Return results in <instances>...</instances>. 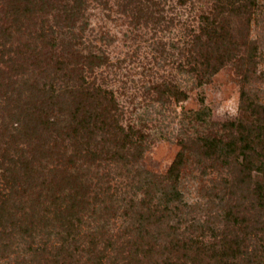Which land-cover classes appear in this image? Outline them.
I'll list each match as a JSON object with an SVG mask.
<instances>
[{"label":"trees","instance_id":"1","mask_svg":"<svg viewBox=\"0 0 264 264\" xmlns=\"http://www.w3.org/2000/svg\"><path fill=\"white\" fill-rule=\"evenodd\" d=\"M71 1L48 23L49 0H0V260L264 264V103L249 86L257 80V47L240 89L241 117L216 122L201 100L189 117L195 137L180 140L168 171L156 175L139 164L145 136L125 129L113 93L85 78L105 57L75 50L69 22L82 16L84 0ZM263 2L214 0L187 42V69L179 67L196 88L236 57L226 19L243 27L264 21ZM155 89L162 100L187 99L177 85ZM191 157L224 171L206 221L178 189Z\"/></svg>","mask_w":264,"mask_h":264},{"label":"rangeland","instance_id":"2","mask_svg":"<svg viewBox=\"0 0 264 264\" xmlns=\"http://www.w3.org/2000/svg\"><path fill=\"white\" fill-rule=\"evenodd\" d=\"M49 1L55 9L49 12L48 23L53 17L60 20V16H55L60 12L58 8L72 2ZM213 2L187 0L181 5L178 0H84L82 16L69 22L79 55L91 52L105 57L104 64L91 72L84 71L85 78L113 93L119 121L125 129L130 127L145 136V150L139 162L144 171L156 175L168 171L180 150L179 141L195 137L189 117L202 106L201 100L216 122H232L241 117L240 89L245 73L252 68L248 57L254 46L257 80L252 79L249 86L264 103V21L243 27L237 20L226 19L239 48L235 59L214 74L209 83L196 88L193 78L180 72L179 67H188L187 42L190 36L199 34L201 17L212 14ZM57 28L68 35L63 21ZM162 84L177 85L187 99L162 100L155 89ZM223 175L224 171L202 168L194 157L181 170L178 189L197 220L206 221L215 214L206 207L212 200L217 202L213 193ZM113 183L125 192L121 178L116 177ZM117 227H121L120 223L113 229ZM0 264L7 262L0 260Z\"/></svg>","mask_w":264,"mask_h":264}]
</instances>
